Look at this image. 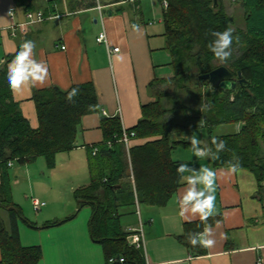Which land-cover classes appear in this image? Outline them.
Masks as SVG:
<instances>
[{
	"label": "trees",
	"instance_id": "1",
	"mask_svg": "<svg viewBox=\"0 0 264 264\" xmlns=\"http://www.w3.org/2000/svg\"><path fill=\"white\" fill-rule=\"evenodd\" d=\"M166 1L162 14L173 75L150 83V87H156V99L141 107L142 116L134 127L125 129L135 133L132 138L145 141L127 148L120 140V118L102 116L103 139L87 146L90 181L73 191V197L81 200L79 207L89 205L92 209L90 237L102 245L106 264H145L143 250L127 243L130 231L122 227L120 209L132 207L135 212L136 202L166 205L182 183L177 174L178 162L171 153L177 147H190L189 140L178 138L179 133L204 129L209 145L212 137L226 145L219 159H209L213 167H229V162H238L239 169L252 172L260 190L264 180V0H236L243 9L244 27L235 28L222 0H216V4L214 0ZM228 27L234 29L233 35H239L244 45L234 43L232 58L225 64L244 79L234 90H222L198 80L199 74L220 65L208 49L214 39L211 33ZM12 56L7 57L6 63ZM6 63L0 67V209L6 211L8 219L5 222L0 216V264H37L42 258L41 247L23 246L19 241L17 221L24 220L30 226L33 223L12 199L8 163H29L42 156L47 167H54L58 153L76 147L82 117L97 112L99 106L91 82L73 84L67 89L55 85L35 89L32 99L37 126L32 127L12 97ZM162 83L164 88L160 87ZM74 88L79 90L78 95L68 101L67 94ZM180 92L195 97L197 107L178 100ZM165 99L170 105H165ZM200 120L204 126L198 128ZM227 123L241 125L238 131L214 133L217 125ZM11 206L17 211L7 209ZM218 218L220 214L208 217L206 222L199 219L184 223L178 239L192 255L204 254L206 249L192 246L189 235L199 240L203 228ZM55 223L47 221L44 227ZM111 258L115 261L110 262Z\"/></svg>",
	"mask_w": 264,
	"mask_h": 264
},
{
	"label": "crops",
	"instance_id": "2",
	"mask_svg": "<svg viewBox=\"0 0 264 264\" xmlns=\"http://www.w3.org/2000/svg\"><path fill=\"white\" fill-rule=\"evenodd\" d=\"M163 9L159 0H0V67L9 55H13L6 63L7 69V64L26 40L35 43L33 58L48 67L49 76L43 85L24 87L17 92L10 89L21 113L32 127L37 126L33 90L51 85L67 89L84 82H91L94 86L98 111L82 117L76 147L58 153L55 159L56 163L58 159L65 161L66 169L73 168L74 171V163L82 169L79 170L81 174L73 172V184L66 189L71 191L72 196L76 188L90 181L87 146L102 141V116H118L123 129H131L142 116L141 107L156 99V87H150V83L173 75ZM10 10L11 15L8 14ZM27 11H41L44 19L27 25L23 32L18 24L26 21ZM134 24L139 26L138 30L132 28ZM103 30L106 43L97 40ZM113 47H117L118 51L110 54L108 48ZM165 83L160 87L164 88ZM164 103L168 105L166 99ZM238 125L241 123H236L235 131L239 130ZM195 130H203L205 140L202 141L207 143L204 129ZM144 141L134 137L126 147ZM202 146L203 149L205 145L202 143ZM171 156L178 165L187 163L196 170L207 166L217 174L215 215L220 214V218L200 232L209 228L206 238L212 239L214 244L205 247L204 254L192 255L178 239L184 223L200 219L198 214L193 215L190 211L180 215L179 199L188 187L186 182H182L164 206L138 204L139 216L132 211V207L120 209L122 217L129 215L125 220L126 226L122 225L123 229L137 227L139 220L142 223L145 263L257 264L261 261L264 264V180L260 190L249 170L239 169L233 173L229 167L215 168L209 159L195 157L191 147H177ZM13 164L9 168L10 182L13 181L15 187L14 190L11 186L12 199L23 213L24 209L15 197L22 174L13 171L12 179L10 169ZM26 164H22L25 169L28 167ZM127 173L131 174L130 166ZM196 188L200 190L202 185L198 183ZM43 195L49 199L47 193ZM50 195L56 198L55 202L53 200L51 208L41 211L39 217L33 220L23 213L33 223L32 226L24 220L17 221L20 243L41 247L42 258L37 264H106L102 245L90 237L88 222L91 207H79L74 197L71 204L57 199L55 194ZM0 216L7 222L6 211ZM47 221L57 223L44 227Z\"/></svg>",
	"mask_w": 264,
	"mask_h": 264
},
{
	"label": "clouds",
	"instance_id": "3",
	"mask_svg": "<svg viewBox=\"0 0 264 264\" xmlns=\"http://www.w3.org/2000/svg\"><path fill=\"white\" fill-rule=\"evenodd\" d=\"M9 15L12 14L10 10ZM134 30H138V25H132ZM234 29L231 27L223 31H213L211 35L214 37L208 44V49L213 53L214 58L219 61L220 65H225L231 58L233 53V44L243 47L239 35H233ZM35 43L31 40H26L19 46V50L15 53L14 58L7 64V82L9 88L13 92L22 90L24 87H36L43 85L48 79V67L43 62H38L33 58ZM78 89H72L68 92L66 99L72 101L78 95ZM204 126V121L200 120L198 128ZM190 141V147L195 157L198 159H211L213 161L219 159V153L226 149L225 142L217 137L211 138V145L197 139L195 132L191 136H186ZM204 144L202 149L197 147L199 144ZM215 149V151H213ZM239 163L229 162V169L235 173L239 170ZM190 172L191 175L183 176L181 174ZM177 174L180 176L181 182H186L188 187L179 199L181 207L180 215L191 212L193 215L198 214L202 222H206L209 216L216 214L215 208V190H216V172L207 167L201 166L198 170L189 167L187 163H180L177 167ZM202 185L200 190H197V184ZM209 228H205L203 233H199V240L190 234L188 237L189 243L192 246L200 245L202 247H211L214 244L212 239H207Z\"/></svg>",
	"mask_w": 264,
	"mask_h": 264
},
{
	"label": "rangeland",
	"instance_id": "4",
	"mask_svg": "<svg viewBox=\"0 0 264 264\" xmlns=\"http://www.w3.org/2000/svg\"><path fill=\"white\" fill-rule=\"evenodd\" d=\"M225 10L227 14L231 16V18L234 20V23L232 24V27H244V20H243V9L240 7V5L236 2V0H223ZM217 63V62H216ZM218 64V63H217ZM180 98L178 100L182 101V103H185L191 108H196L198 105V101L195 97L189 95L187 92H180L179 94ZM166 104L170 105V102L166 100ZM237 128L236 124L233 123H227L223 125H217L214 128V133H230L234 132ZM238 128L240 126L238 125ZM197 139L199 140H205V134L203 130H195ZM185 134V133H179L178 138H186V136H191L193 134ZM69 164V163H68ZM75 164V170L73 171V168L66 169L65 161H61L58 159V162L52 168L47 167L45 164V161L42 156L36 158L34 161H31L27 163L28 166L27 169L23 167L24 165L19 164L17 162H14L13 167L10 169L11 177L14 178L13 171H16L20 175L19 179L21 181L20 185H17V189L15 192V197L18 201H20V206L22 207L23 213L27 215L30 219H35L40 216L41 211L47 210L49 207L51 208L53 205V200L55 202V199H53L50 195L55 194L57 196V199H60L64 203L71 202L73 204L74 199L72 196V193L68 192L66 189H68L69 185L74 181V173H79V170H82L79 168V166ZM71 166V164H69ZM49 174H53V176H49ZM71 174V175H69ZM81 174V172L79 173ZM52 177V178H51ZM54 177V178H53ZM24 181V182H23ZM11 186L14 187L13 181H11ZM15 190V187H14ZM43 193L48 194L45 197ZM44 197V199H43ZM37 199L39 201H44L45 205L42 206L39 210H35L32 204V200ZM51 205V206H50ZM62 207L60 208V210ZM0 214L4 213V209H0ZM4 210V211H3ZM127 216L124 215L122 217V225H125V220H127ZM134 220V216L132 218ZM126 226V225H125Z\"/></svg>",
	"mask_w": 264,
	"mask_h": 264
},
{
	"label": "built area",
	"instance_id": "5",
	"mask_svg": "<svg viewBox=\"0 0 264 264\" xmlns=\"http://www.w3.org/2000/svg\"><path fill=\"white\" fill-rule=\"evenodd\" d=\"M162 6L165 8L167 7V1L166 0H162ZM44 19V15L41 11H37V12H32V11H27L26 12V21L19 23L18 27L21 31H25V28L27 25L41 21ZM97 40L99 42L104 41L105 43L107 42L106 40V34L103 31H101L98 34ZM118 51L117 47H113V48H108V52L111 54L113 52ZM135 135V133L133 131H127L125 129L122 130V135H121V141L127 146L128 142L130 141V139ZM95 152V149H93L92 153ZM8 165H12L11 163H8ZM32 204L35 210H39L42 206L45 205L44 201H39L37 199H33L32 200ZM135 213L139 216V210H138V203L136 202V211ZM138 226L135 228H129L128 230L130 231V233L127 236V243L131 246H133L134 248H141L144 249V238H143V231H142V223L138 222ZM110 262L115 261V258H111L109 260ZM120 262H123V257L119 258ZM145 264H149L148 262H146ZM257 264H261V261H258Z\"/></svg>",
	"mask_w": 264,
	"mask_h": 264
},
{
	"label": "water",
	"instance_id": "6",
	"mask_svg": "<svg viewBox=\"0 0 264 264\" xmlns=\"http://www.w3.org/2000/svg\"><path fill=\"white\" fill-rule=\"evenodd\" d=\"M214 3L216 4V0H214ZM198 80L207 81L210 85L217 86L222 90H234L239 83L244 81V79L240 78V72L234 75L232 70L225 65L216 66L208 72L199 74ZM80 201L78 200L77 202ZM7 209L17 211V207L15 206L8 207Z\"/></svg>",
	"mask_w": 264,
	"mask_h": 264
},
{
	"label": "bare ground",
	"instance_id": "7",
	"mask_svg": "<svg viewBox=\"0 0 264 264\" xmlns=\"http://www.w3.org/2000/svg\"><path fill=\"white\" fill-rule=\"evenodd\" d=\"M212 86V85H211ZM137 200V199H136Z\"/></svg>",
	"mask_w": 264,
	"mask_h": 264
}]
</instances>
